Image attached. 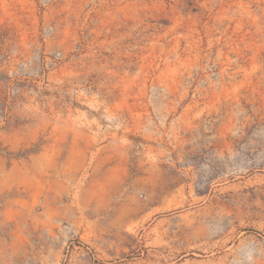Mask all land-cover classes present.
<instances>
[{
	"label": "rangeland",
	"instance_id": "1",
	"mask_svg": "<svg viewBox=\"0 0 264 264\" xmlns=\"http://www.w3.org/2000/svg\"><path fill=\"white\" fill-rule=\"evenodd\" d=\"M0 264H264V0H0Z\"/></svg>",
	"mask_w": 264,
	"mask_h": 264
}]
</instances>
